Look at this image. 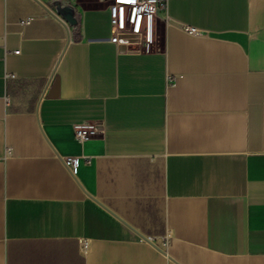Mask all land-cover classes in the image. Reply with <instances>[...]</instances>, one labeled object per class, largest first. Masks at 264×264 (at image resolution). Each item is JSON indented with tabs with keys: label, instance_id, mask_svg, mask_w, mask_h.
Returning <instances> with one entry per match:
<instances>
[{
	"label": "crops",
	"instance_id": "0c3cea01",
	"mask_svg": "<svg viewBox=\"0 0 264 264\" xmlns=\"http://www.w3.org/2000/svg\"><path fill=\"white\" fill-rule=\"evenodd\" d=\"M37 1L0 0V264H264V0H167L148 52Z\"/></svg>",
	"mask_w": 264,
	"mask_h": 264
},
{
	"label": "built area",
	"instance_id": "2783aa9c",
	"mask_svg": "<svg viewBox=\"0 0 264 264\" xmlns=\"http://www.w3.org/2000/svg\"><path fill=\"white\" fill-rule=\"evenodd\" d=\"M110 37L116 44H121L133 52H148L154 43V17L164 9L167 0H108ZM29 17L20 19V25H26ZM180 29L190 35L199 34V30L190 25H181ZM14 53L16 51H13ZM5 77H13L12 74ZM101 130L93 121L83 120L72 125L73 138L82 143L99 136ZM64 163L68 169L75 166L76 159L66 157ZM87 240L80 239L81 250L87 248Z\"/></svg>",
	"mask_w": 264,
	"mask_h": 264
},
{
	"label": "water",
	"instance_id": "95a60500",
	"mask_svg": "<svg viewBox=\"0 0 264 264\" xmlns=\"http://www.w3.org/2000/svg\"><path fill=\"white\" fill-rule=\"evenodd\" d=\"M43 9L52 14L53 16L57 17L61 20L63 25L66 28V41L69 40L68 35V27L72 28L77 25V16L76 11L73 5H71L67 0H50L46 5L41 4L39 1H37Z\"/></svg>",
	"mask_w": 264,
	"mask_h": 264
}]
</instances>
